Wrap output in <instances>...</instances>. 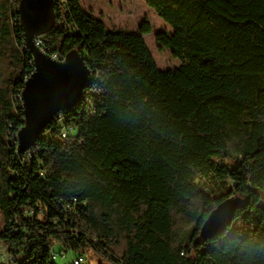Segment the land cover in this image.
Returning a JSON list of instances; mask_svg holds the SVG:
<instances>
[{"label":"trees","instance_id":"16d2710c","mask_svg":"<svg viewBox=\"0 0 264 264\" xmlns=\"http://www.w3.org/2000/svg\"><path fill=\"white\" fill-rule=\"evenodd\" d=\"M22 1L0 0V264H56L68 251L108 264H264V0H143L171 29L155 34L180 60L165 70L147 21L109 30L81 0H46L41 47L78 52L90 75L80 104L18 154L15 98L33 71ZM231 197L245 205L200 237Z\"/></svg>","mask_w":264,"mask_h":264},{"label":"water","instance_id":"95a60500","mask_svg":"<svg viewBox=\"0 0 264 264\" xmlns=\"http://www.w3.org/2000/svg\"><path fill=\"white\" fill-rule=\"evenodd\" d=\"M46 0H23L29 27L26 30L25 50L32 58L33 71L21 91L22 127L16 137L17 153L33 147L45 127L57 113L69 110L82 99V92L90 74L83 57L74 50L62 60H55L35 45L33 37ZM245 205L238 197H231L213 209L200 228V237L218 234L232 221L236 209Z\"/></svg>","mask_w":264,"mask_h":264},{"label":"rangeland","instance_id":"374dc122","mask_svg":"<svg viewBox=\"0 0 264 264\" xmlns=\"http://www.w3.org/2000/svg\"><path fill=\"white\" fill-rule=\"evenodd\" d=\"M81 4L94 17L101 19L109 30L138 32L140 23L147 21L151 31L143 37L157 67L165 70L180 65V60L172 56L166 47H160L155 40L157 32H170V27L143 0H81ZM2 247L0 244V249ZM57 256L56 264H71L72 259L78 254L68 251ZM82 257L84 260L81 264H108L106 260L91 251H85Z\"/></svg>","mask_w":264,"mask_h":264},{"label":"built area","instance_id":"2783aa9c","mask_svg":"<svg viewBox=\"0 0 264 264\" xmlns=\"http://www.w3.org/2000/svg\"><path fill=\"white\" fill-rule=\"evenodd\" d=\"M40 37H41V35H35V36L33 37V40H34L35 45L38 46L39 49H40L41 51L45 52V51L43 50V48L41 47ZM45 53H46V52H45ZM50 57H52V58L55 59V60H62V59H63V57H60V56L57 55V54H55V55H53V56H50ZM89 75H90V74H89ZM87 79H88V78H87ZM83 95H84V90H83V92H82V97H83ZM16 99H17V102L15 103V106L17 107V106L20 105V108H21V106H22L21 94H20L17 98H15V100H16ZM54 119H56L57 121H62V119H63L62 112L57 113V114L55 115ZM71 131H72L71 127H63V128H62V136H65L67 133H70ZM15 142H16V139H15ZM29 150H30V148H29ZM2 250H3V247H2V249H0V252H1ZM2 256H3V253H2ZM55 256H56L55 254L52 255V259H54ZM81 261H82L81 258H74V259L72 260L71 264H81Z\"/></svg>","mask_w":264,"mask_h":264}]
</instances>
